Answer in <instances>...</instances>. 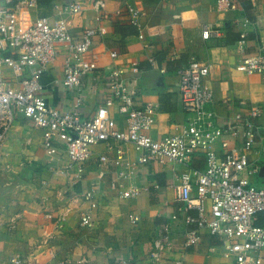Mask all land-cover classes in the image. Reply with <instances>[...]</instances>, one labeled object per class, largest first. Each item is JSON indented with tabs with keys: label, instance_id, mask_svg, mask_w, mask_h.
<instances>
[{
	"label": "crops",
	"instance_id": "obj_1",
	"mask_svg": "<svg viewBox=\"0 0 264 264\" xmlns=\"http://www.w3.org/2000/svg\"><path fill=\"white\" fill-rule=\"evenodd\" d=\"M67 1L37 0L36 6L28 10L30 20L24 22L44 16L51 23L63 22L73 36H79L87 28H105L104 36L93 39L87 56L95 60L97 69L83 79L79 88L83 112L89 113L101 103L108 91L109 71L117 66L126 71V84L135 91L136 104L150 103L155 107L150 135L154 139L172 135L186 119L179 95V72L191 59L210 65L205 84L213 92L211 108L220 123L242 108L240 102L246 107L264 109V80L256 74L246 75L236 70L242 58L236 47L244 29L242 18L251 22L246 28V51L264 42V0H235L238 9L227 12L216 10V0H104L103 13L108 16L117 9L125 10L126 6L144 13V42L128 26L126 15L117 19L120 22L110 17L99 20L92 0H85L80 14L69 15L61 10ZM205 25L218 30V36L203 39L201 31ZM112 51L117 53L115 59L109 56ZM63 52L60 50L50 64L42 83L49 105L66 113L72 110L76 96L60 84ZM149 57L154 58V66L147 61ZM132 63L137 64V74L129 69ZM9 75L6 68L1 71L3 79ZM110 115L119 129H125V118L116 106L110 109ZM259 123L264 138V115ZM109 143L111 149L115 147L113 142ZM123 148L130 157H135L130 144ZM214 148L218 151L219 145ZM92 151L93 157L80 179L72 171L65 173L64 162L58 164L42 148L41 131L17 115L0 150V264H10L16 256L33 259L37 264H77L79 261L80 264H149L152 241L165 223L170 224L177 244L182 241L186 228L181 217L170 218L178 214L181 206L175 200L173 187L178 174L204 168L203 154L193 153L187 164L165 162L142 168L138 182L147 185L148 190L136 198L123 200L110 189L109 172L98 177L97 156L103 153L111 156L113 151L107 150L105 143L93 147ZM247 178L253 186L264 188V139L258 140L248 154ZM97 183L99 208L93 213V226L84 229L80 227L79 216L87 202L81 195ZM58 193H62L61 198ZM66 204L70 211L65 221L56 224L55 218H47L48 214L56 215ZM131 216H136L137 221L132 222ZM12 219L17 222L14 230L9 229ZM49 235L48 246L40 245ZM48 249L54 250L53 258ZM222 252V241L203 232L201 241L182 257L185 264H233ZM178 256L179 253L166 254L169 259Z\"/></svg>",
	"mask_w": 264,
	"mask_h": 264
},
{
	"label": "built area",
	"instance_id": "obj_2",
	"mask_svg": "<svg viewBox=\"0 0 264 264\" xmlns=\"http://www.w3.org/2000/svg\"><path fill=\"white\" fill-rule=\"evenodd\" d=\"M36 1L0 0V150L6 133L20 115L41 131L42 148L58 164L64 162L62 171H72L80 179L93 157V147L105 143L113 154L97 156L98 177L109 172L110 189L123 200L136 198L148 190L147 185L138 182L142 168L165 162L187 164L193 153L200 152L204 156V168L178 174L173 187L175 200L181 206L178 214L170 218L177 220L178 216L181 217L186 228L182 241L177 244L170 224H163L152 241L149 264H185L182 254L201 241L203 232L222 241V256L233 264H264V188L253 186L247 178L248 154L258 140L264 139L259 123L264 109L246 107L240 102L242 108L220 123L211 108L213 92L205 84L210 65L191 59L179 72V95L186 119L177 126L174 134L161 139L150 135L155 107L150 103L136 104L135 91L126 84V71L117 66H113L107 76L106 96L94 110L85 113L81 108L83 97L79 88L83 79L97 69L95 60L87 56L93 39L104 36L106 30L104 27L87 28L79 36H73L63 22L51 23L44 16L33 22H24L30 20L27 13L36 6ZM84 5L85 0H68L61 10L76 15L83 11ZM91 5L99 20L109 17L117 20L126 15L127 24L135 30L137 39L145 41L144 13L141 10L126 6L125 10L117 9L108 16L103 13L104 0H92ZM215 7L218 12H227L237 10L238 4L235 0H216ZM241 23L244 29L236 47L242 58L236 70L246 75L256 74L264 80V42L247 52L246 28L251 22L242 18ZM218 34V30L208 25L201 31L205 40ZM60 50L64 51L60 84L76 96L72 110L66 113L49 105L42 83ZM109 56L115 59L117 53L112 51ZM147 61L151 66L155 65L153 57ZM5 68L10 72L7 79L1 77ZM129 69L134 74L139 72L136 63H132ZM113 106L124 116L125 129H119L111 117ZM242 110H246L245 113ZM109 142L115 147L111 149ZM125 144L131 145L134 158L123 148ZM216 144L219 145L218 151L214 148ZM97 190L98 183L81 195L87 202L86 209L79 216L81 228L93 226L92 216L99 208ZM58 196L61 198L62 193ZM67 205L56 215L48 214L47 218H55L56 224L65 221L70 211ZM190 211L195 214H189ZM137 219L136 216L130 217L132 222ZM16 225V219H12L9 229L14 230ZM49 240L50 235L40 245L48 246ZM171 253H179V256L167 258L166 254ZM48 254L51 258L55 256L54 250L48 249ZM10 264L37 263L16 256Z\"/></svg>",
	"mask_w": 264,
	"mask_h": 264
}]
</instances>
